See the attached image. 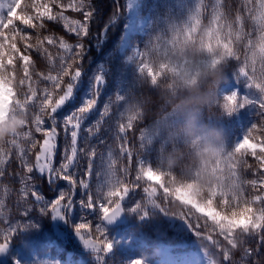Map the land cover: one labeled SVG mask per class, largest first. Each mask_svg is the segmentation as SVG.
Returning <instances> with one entry per match:
<instances>
[{
  "label": "snow or ice",
  "instance_id": "obj_1",
  "mask_svg": "<svg viewBox=\"0 0 264 264\" xmlns=\"http://www.w3.org/2000/svg\"><path fill=\"white\" fill-rule=\"evenodd\" d=\"M251 5L252 0H246L243 10L253 22L252 32L245 31V17L241 14V9H237L232 19L223 10L220 0L210 6V12L209 5L201 2L188 10L186 19L170 26L168 36H158L148 49L136 53L140 73L143 74L147 70L149 77L155 82L156 72L143 62L149 49H157L160 41L168 45L173 37H190L200 26H205L213 46L222 50L223 59L228 63L236 61L239 65L232 72V91L227 94L222 91L223 103L219 102L217 106L222 108L223 115L240 114L241 110H245L259 117V124L250 120L242 137L237 139L232 150L227 153L224 163L230 172V182L218 185L208 197L212 207L222 217L227 216L229 219L222 218L217 222L198 207L191 205V208H187L190 204L182 205L187 208V212L183 211L180 215L200 235L202 243L206 239L211 241L214 250H210L203 243L211 264H234L233 249H242L245 257L258 254L257 250L246 247L251 238H256L258 244L264 245V136L256 140L253 135L257 130L264 131V0H258V11ZM68 10L79 13L83 20L69 22L68 16L65 15ZM206 13L207 24L204 23ZM95 15L93 0H0V67L14 69L19 63L22 69H26L22 83L25 91L14 94L8 108L23 107L27 115L20 129L0 142V179L6 176L5 166L11 164L12 158L18 160L21 170L8 175L18 178L21 185L16 192L17 209H22L20 215H28L36 205H40V212L64 217L72 213L78 203L80 209L95 217V220L94 231L88 232L87 235L82 233V229L88 227L87 224L75 225L77 234L86 246L106 252L111 250L112 242L104 234L100 221L115 219L126 199L135 200L140 195L141 188L144 195L137 207L145 203L153 204L154 198L170 200L171 197L164 193L163 189L161 196H157L158 191L153 193L152 177L162 176V173L156 172L145 160H139L135 177L131 180L128 179V166L119 169L117 167L118 160L124 156H127L129 162L132 160L133 152L128 147V132L134 129L138 121V117L126 115L122 111L125 96H109L99 112V119L84 127L89 114L96 110L99 97L105 90L104 76L97 73L94 77H88L82 63L86 55L82 40L89 35V24ZM48 22L63 23L66 31L78 37L77 43L69 44L63 37L54 34L44 35ZM244 41L246 43L242 60L238 45ZM19 44H22L23 48L19 47ZM57 45L58 50L53 54L51 49ZM41 62L47 64L48 71L36 70L33 74L32 69H37ZM84 78H87L86 83ZM81 90L83 102L68 114H63L65 107L75 100V94ZM106 117L114 120V140L119 155L114 156L112 146H109L106 161L104 154L100 153L103 167L102 171L96 173L100 182L93 193L87 180L77 179L78 153L88 157L86 174L91 176L93 158L98 152L95 146L87 145V140L97 135ZM58 127L63 129L66 147L59 167H55L53 160L58 151ZM82 132L87 133V136L82 138L85 146L78 147ZM35 133L41 134L42 142L37 140ZM140 140L141 146L145 145V141L150 142V138L143 131L140 133ZM100 143L103 144L104 141L100 140ZM30 155H34V163L30 162ZM248 155L258 162V168L253 171V175H258V179L245 181L241 180L240 169L253 167L248 164ZM36 174L45 176L50 185L64 181L67 188L61 189L56 199L45 200L36 186ZM246 185L256 194L247 195ZM78 186L84 189V192L83 198L76 201L74 196ZM155 187L160 190L158 185ZM5 191L9 189L6 188ZM0 207H3L2 202ZM193 209L202 214L196 216V220L204 221L200 227H195L190 220ZM240 211H246L248 218L242 224H231V214ZM22 226L19 222L13 226L9 221L7 227L0 229V253L6 251L15 231ZM202 229L214 232L226 243L213 239L211 235L206 236ZM132 264H143V261L137 259ZM253 264L257 262L254 261Z\"/></svg>",
  "mask_w": 264,
  "mask_h": 264
},
{
  "label": "trees",
  "instance_id": "obj_2",
  "mask_svg": "<svg viewBox=\"0 0 264 264\" xmlns=\"http://www.w3.org/2000/svg\"><path fill=\"white\" fill-rule=\"evenodd\" d=\"M6 2V0H5ZM203 2L210 6L216 3V0H139V10L146 20V27L143 33L135 34L133 43L137 46V51L126 50L119 52L124 26L126 22V0H93L96 9L94 20L89 24V35L84 37L82 43L85 45V52L92 47L96 42V37L101 38L104 28L117 17L120 11V18L105 32L104 42L96 48H92L93 55L83 58V66L86 69L88 77H94L97 73H104L105 83L103 94L99 97L96 110L89 114V119L85 122L84 127H88L99 119V112L103 109V105L109 96H125L122 105V111L129 116L138 117L135 127L128 132V144L133 147V156L131 162L124 156L118 160V169L123 166H128L130 171L128 179H133L136 170L139 166V160L143 159L146 163L151 164L156 172L162 173L158 175L165 189L169 192L176 193L178 191L190 192L197 204L205 206L213 210L215 220L219 222L222 218L228 220L227 216L222 217L219 212L212 207L211 201L208 200L210 194L222 183H228L230 172L225 165L227 153L232 150L235 142L247 127L252 119V122L259 124V117L252 114L250 111L241 110L240 114H233L231 116L224 114L221 107L217 106L220 102L223 103V94L232 91V72L239 67L236 61L223 59L222 50L219 47H214L213 42L206 32L205 26L200 28L190 37L183 35L173 37L168 45L164 41H160L157 49H149L144 58V63L148 64L155 72V82L149 77L147 70L143 74L140 73L136 61V53L151 46L158 36H168L170 34V26L178 24L186 19L188 10L194 7L197 3ZM223 4V10L230 18L234 19L237 9H241V14L245 17V31H253V22L248 17V13L244 11L246 0H220ZM19 7L20 4L18 3ZM256 11L259 10L258 0H252L251 5ZM255 14V12H254ZM24 11L21 12V16ZM69 18V22L74 20H83V17L72 10L65 13ZM208 13L205 14L204 23L207 24ZM22 27V25H20ZM54 34L57 37H63L69 44L75 45L78 37L65 30L63 23L48 22L47 31L44 35ZM255 38V33L253 35ZM244 43L238 45L241 52V59L245 52ZM23 48L22 44L18 45ZM99 47V48H98ZM53 54L58 50V45L53 47ZM96 58V59H95ZM95 61L89 65L90 61ZM101 63L104 65V70L101 69ZM219 65L222 78L215 84L212 89V98L207 103H196V98L207 89L205 88L206 73L208 69ZM259 69V63H257ZM48 71V66L45 62H41L35 71ZM26 69H22L19 63L13 69L0 67V83L8 86L12 90L11 98L14 94H20L25 91L22 87L24 82ZM243 80V78H241ZM85 83L87 78H84ZM13 86L15 92H13ZM83 87V85H81ZM241 88L243 84L241 83ZM87 91V89H85ZM75 100L67 105L63 114H68L74 108L80 106L83 102V91L75 94ZM182 103H177V101ZM172 105H175L174 107ZM25 117L23 123L27 119V115L23 107H13L9 109L7 117L0 125H7L10 121L17 117ZM192 120L194 124L201 127L202 131L214 128L221 133L220 150L216 153L214 158L209 162L201 163L197 159V152L200 147L199 138H189L181 132L180 126L186 121ZM22 123V124H23ZM14 128L12 132L20 129ZM114 120L105 118L102 122L100 131L95 136H91L87 140L88 146H95L98 155L93 158V171L91 175L90 188L95 193L100 180H98L96 173L102 171V160L100 153L104 154V161L107 160V153L109 146L114 150V156L119 155V150L116 147L114 140ZM143 131L150 138V142L145 141V145L141 146L140 133ZM8 134L4 139L6 140L11 135ZM58 133L61 137L59 153L56 159V164L59 165L62 159L63 147H66L64 132L62 128L58 127ZM256 140L264 136V131L257 130L253 133ZM37 140L42 142V136L35 133ZM83 136L87 133L82 132V137L78 140V147H84ZM3 140V141H4ZM100 140L104 143L101 144ZM2 141V142H3ZM255 142V141H253ZM38 150V149H37ZM259 152V149H257ZM248 164L252 165L251 169L242 167L240 169L241 180L258 179V175L254 176L253 171L258 168V162L255 158L248 155L246 157ZM34 155H30V162L34 163ZM78 171L84 176L87 174L88 157L78 153ZM6 176L0 179V202L3 207H0V229L7 227L9 221L13 226L19 222L22 227H18L15 231L10 248L7 253L8 261L13 263L15 261L21 264H39L41 258L40 253L51 254L45 257L50 260V264H78L77 258L79 256H90L89 254L81 253L83 244L76 241L71 236L70 242L65 238L58 236L53 224L52 214L42 213L39 211L40 205H36L28 215L21 216L17 209V195L16 192L20 188L18 178L8 175L20 171L19 161L12 158L11 164L6 165ZM205 173L212 177V182L201 189L198 181ZM77 179H80L77 177ZM101 180L103 177L100 178ZM36 186L40 194L45 200H54L58 197L61 189H66V182L62 181L55 190L54 185H50L46 177L36 174ZM143 183V182H142ZM246 187V194L251 196L254 193L249 186ZM9 191H5V189ZM75 197L79 201L81 197L80 188ZM140 191V190H139ZM142 193L136 197L135 200H128L124 203L127 213L128 221H135L132 217V210L138 208ZM180 203L175 200L170 203V212L178 219L183 220L188 230H176L174 224H171L159 212H154L150 215L148 226L145 230L150 237L155 240H165L176 243V241H183L190 239V236L200 238L189 222L180 214L187 208H183ZM50 211V209H49ZM200 215L193 209V214L190 220L195 227H200L204 221L196 220V216ZM83 217V219H82ZM248 218L246 211H240L231 214V224H242ZM95 217L89 215L88 212L82 211L77 203L75 205V212L71 219L72 227L79 223L88 225L89 231H94L93 221ZM104 229V234L111 241L112 228L107 227L100 221ZM211 224V221H209ZM70 227V225H69ZM206 236L211 235L213 239H220L223 243L222 237H217L214 232L203 230ZM55 241V244L52 242ZM205 241H208L207 239ZM211 242V241H209ZM212 246V244H211ZM246 247L257 250L258 254L251 257H245L242 249H233L234 264H264V255L261 253L264 250V245L258 244L256 238L248 240ZM260 247V252L258 248ZM72 251V260H67L66 254ZM158 254L154 243L151 245H138L130 250L123 251L117 245L107 258L106 264H132L133 261L139 259L143 264H159L156 260ZM2 264V263H0ZM90 264V263H86Z\"/></svg>",
  "mask_w": 264,
  "mask_h": 264
},
{
  "label": "rangeland",
  "instance_id": "obj_3",
  "mask_svg": "<svg viewBox=\"0 0 264 264\" xmlns=\"http://www.w3.org/2000/svg\"><path fill=\"white\" fill-rule=\"evenodd\" d=\"M126 22L124 26V31L122 35V40L120 43V46L118 48L119 52H125L126 50H132L137 51V46L133 43L134 35L143 33L146 27V20L142 16L139 10V0H126ZM102 43V36L101 38L99 36L96 37L95 44L90 47L86 53V57L90 58L93 53L91 52L92 48H96ZM99 48V47H98ZM101 69L104 70V65L101 63L100 65ZM101 75L104 76V73L102 72ZM105 78V76H104ZM11 94L12 90L0 83V123L6 119L9 108L8 105L11 102ZM65 140V136L63 138ZM66 143V141H65ZM128 147L131 148L132 151L133 147L128 144ZM65 147H63L64 152ZM127 157V156H126ZM57 159V158H56ZM61 163V162H60ZM60 165V164H59ZM55 163V167H59ZM79 163H77L76 171L78 172V177L80 179H85L90 184L91 182V176H84L82 173H79L78 171ZM45 177V176H43ZM154 181V185L152 187L153 193H156L157 196H161L162 189L164 193H167L168 196L171 197L170 200L162 198L159 200H154L152 203L154 204H148L145 203L141 207L134 208L132 210V217L135 221L129 222L126 221L125 224L115 227L111 231L112 235V248L110 251H106V262L108 256L112 253L114 250V247L117 245L119 248H122L123 251L130 250L132 248H135L138 245H151L154 243L156 252L158 254L157 262L159 264H211V260L209 257V254L207 250L204 248L203 243L210 249L214 250L211 246V242L203 241L200 238L192 237L190 236V239L183 240V241H176V243L168 242L165 240H155L153 237H150L147 234V231L145 230V226L147 229L149 217L154 212H159L164 216L167 220L171 222V224H174V227L176 230L182 231V230H188V227L186 223L178 219L176 216L170 212V203L178 200L180 203L183 204H190L195 207H198L200 211L206 212L209 217L215 218V215L213 213V210L210 208H207L205 206L197 204V202L194 200L190 192L187 191H178L176 193L169 192L167 189L164 188L161 179L158 175L152 177ZM55 185L53 186V190H55ZM158 185V190L155 186ZM80 188V187H79ZM78 191V189H77ZM143 197L142 188L140 189ZM84 192V189L80 188V193L82 197V193ZM77 195V194H76ZM75 195V197H76ZM74 197V199H75ZM83 198V197H82ZM128 200L126 199L124 203H126ZM75 212V206L74 211L69 214V234L70 237L73 236L77 242L82 243V249L81 250H95L96 252L91 253H85L89 254L90 256H79L77 258V262L79 264H103L105 255L99 250V249H93L90 246H86L81 237L77 234L76 229L72 227L71 219ZM200 214V213H199ZM202 215V214H200ZM52 224L53 227L57 233L58 236L65 238V229H64V217L61 216H54L52 215ZM90 232L88 228L82 229V233L87 235V233ZM10 245L6 249L5 252L0 253V263L2 264H21L18 261H15L13 263L8 261L7 253L10 248ZM260 252V247L258 248ZM262 255H264V250L261 253V259ZM67 260H72V253L69 251L67 252ZM41 262L39 264H50L49 258L41 257ZM28 264H32L31 262Z\"/></svg>",
  "mask_w": 264,
  "mask_h": 264
},
{
  "label": "clouds",
  "instance_id": "obj_4",
  "mask_svg": "<svg viewBox=\"0 0 264 264\" xmlns=\"http://www.w3.org/2000/svg\"><path fill=\"white\" fill-rule=\"evenodd\" d=\"M206 77L207 79L205 80L204 84L207 90L196 98V103L203 104L211 100L212 89L215 87V84L222 78L219 65L208 69ZM177 103H182V101L178 100ZM172 106L174 107L175 105ZM24 119L25 117L20 116L15 120L10 121L7 125H0V142H2L14 128L19 127L23 123ZM180 130L189 138H199L201 143L196 154L199 162H209L220 150L221 133L219 130L210 128L206 131H202L201 127L194 124L191 119L181 125ZM211 182L212 177L209 174L205 173L200 177L198 184L201 189H206V187Z\"/></svg>",
  "mask_w": 264,
  "mask_h": 264
},
{
  "label": "water",
  "instance_id": "obj_5",
  "mask_svg": "<svg viewBox=\"0 0 264 264\" xmlns=\"http://www.w3.org/2000/svg\"><path fill=\"white\" fill-rule=\"evenodd\" d=\"M119 17H120V12H119L118 16H117L114 20H112V21H111V22H110V23L104 28L103 33H102V41L104 40V34H105V31L108 29L109 26H111L112 24H114V23L117 21V19H118ZM93 62H94V60H92V61L90 62V64L93 63ZM85 71H86V68H85ZM60 142H61V137H60V135H58V136H57V149H58V151H57V155H58V152H59ZM57 155H56V157H55L54 160H53V164H54V166H55V162H56ZM58 184H59V182H58ZM58 184H57V185H58ZM76 193H77V191H76ZM75 195H76V194H75ZM74 197H75V196H74ZM126 220H127L126 212H125L124 206L122 205V210H121L120 214H119L118 216L115 217V219H113V220H111V221H108V220H102V221H103V223H104L106 226H108V227H115V226L123 225V224L126 222ZM64 227H65V236H66V239L69 241L68 216H64ZM83 252L91 253V252H96V251H95V250H91V249H89V250H83ZM102 253L105 255V258H104V262H103V264H106V254H105V252H102Z\"/></svg>",
  "mask_w": 264,
  "mask_h": 264
}]
</instances>
